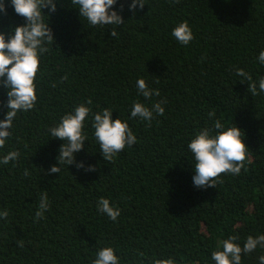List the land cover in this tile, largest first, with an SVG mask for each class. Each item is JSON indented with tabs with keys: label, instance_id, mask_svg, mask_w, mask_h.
<instances>
[{
	"label": "trees",
	"instance_id": "16d2710c",
	"mask_svg": "<svg viewBox=\"0 0 264 264\" xmlns=\"http://www.w3.org/2000/svg\"><path fill=\"white\" fill-rule=\"evenodd\" d=\"M145 3L135 16L125 6L116 37L109 36L111 29L89 28L71 0H60L49 17L54 42L43 60L38 101L20 115L4 149L20 156L0 166V210L9 211L0 220V264H90L104 244L113 245L124 264L137 249L207 264L222 234L235 231L243 239L264 233V93H253L235 75L236 68L253 80L264 75V65L256 62L264 48V0ZM183 20L194 33L188 46L170 37ZM24 22L7 5L0 31ZM138 77L159 91L153 101H167L165 114L151 124L130 120L137 143L108 162L89 125V141L75 160L95 170L74 163L49 174L63 141L49 139L47 126L86 100L94 111L112 107L113 119L126 117ZM5 99L0 88V102ZM213 109L243 130L248 152L239 175L222 174L215 186L198 188L189 159L181 155ZM4 111L0 104V118ZM45 191L50 210L36 219ZM102 196L121 209L116 222L97 212ZM260 254H249L243 264H257Z\"/></svg>",
	"mask_w": 264,
	"mask_h": 264
},
{
	"label": "clouds",
	"instance_id": "9594fccd",
	"mask_svg": "<svg viewBox=\"0 0 264 264\" xmlns=\"http://www.w3.org/2000/svg\"><path fill=\"white\" fill-rule=\"evenodd\" d=\"M60 0H0V14H7V5L13 12L24 19V23L9 25L7 31H0V88L5 90L6 99L2 104L5 109L0 118V166L14 163L20 156L18 150L4 151L14 135L16 121L20 115L32 111L38 101L39 75L45 54L53 49L54 35L49 25V17L57 11ZM78 10L79 17L89 28L111 29L109 36L116 37L117 30L125 24L123 11L136 15L143 9L145 0H71ZM45 9L47 10L45 12ZM170 37L181 46H188L194 39V33L187 20L174 24ZM59 50V49H58ZM256 62L264 65V48L256 56ZM235 75L241 81H247L253 93H264V75L253 80L252 75L243 68H236ZM137 98L127 108V116L121 114L113 119L112 107H100L93 110L91 100L73 105L58 120L48 125L46 134L50 138L63 141L55 157L57 163L48 169L49 174H60L62 166L75 163L77 169L94 171L95 166L76 162L75 154L89 141L91 136L99 147L105 161H111L122 150L131 148L138 137L129 125L130 120L145 124L163 116L167 101L156 100L157 89L150 87L145 78L135 81ZM140 97L143 99L141 100ZM208 120L198 126L189 136L185 149L192 166V183L198 188L215 186L221 175H239L244 167L248 148L244 142L245 135L234 122L216 117L213 109L207 113ZM98 213L113 222L121 215V209L107 197H99L95 204ZM50 210L47 192L38 197L35 218L41 219ZM9 215L7 208L0 210V220ZM20 246L23 244L20 242ZM260 251L257 264H264V233L248 234L243 239L233 231L223 235L216 242L208 257L207 264H243L249 254ZM90 264H124L123 258L111 244L98 246ZM129 264H184L174 255H147L138 249Z\"/></svg>",
	"mask_w": 264,
	"mask_h": 264
}]
</instances>
